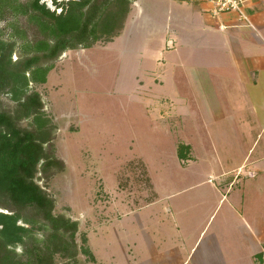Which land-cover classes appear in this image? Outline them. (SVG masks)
<instances>
[{
    "label": "rangeland",
    "instance_id": "1",
    "mask_svg": "<svg viewBox=\"0 0 264 264\" xmlns=\"http://www.w3.org/2000/svg\"><path fill=\"white\" fill-rule=\"evenodd\" d=\"M31 1L6 0V18L0 21L2 39L9 41L13 36L21 44V36L27 41L42 38L29 18V10L23 16L11 11L27 7ZM40 4L50 12L55 10L53 0ZM66 9L64 4L54 12L58 15ZM118 17L115 13L111 20L118 22ZM121 23L116 37L107 40L97 32L102 40L89 49L78 45L66 51L51 63L53 69L45 84L30 86L41 97L42 114L53 128L54 156L64 165L62 172L47 181L37 174L36 183L53 199L54 215L78 224L77 258L69 261L56 256L55 264H88L86 246L96 233L95 241L102 252L106 251L104 245L112 238L103 225L113 210L122 213L112 222L115 230L121 228L115 231L117 240L124 243L134 239L130 225L136 224V209L155 201L157 192L165 200L177 196L184 203L190 198L191 210H225L231 205L226 198L219 203L220 196L213 193L218 182H206L218 173L207 168L206 160L213 158L209 162L213 164L215 157L223 154L222 149L218 152L209 146L210 136L201 134L205 112L199 105L198 85L189 83L185 72L162 65L169 56H159L155 44L146 43L132 51L137 39L134 27L130 32V23ZM13 107L6 96L1 99L0 110L11 111ZM215 108L210 106V111L215 113ZM29 122L22 121L20 126L30 128ZM212 129L211 138L216 141V127ZM181 145L190 147L197 158L186 166L188 169H183L187 161L177 158ZM159 208L156 205L150 212ZM124 209L130 211L125 216ZM154 219L148 224L152 230L158 224ZM147 220L143 218L144 224ZM125 228L129 232L123 238Z\"/></svg>",
    "mask_w": 264,
    "mask_h": 264
},
{
    "label": "crops",
    "instance_id": "2",
    "mask_svg": "<svg viewBox=\"0 0 264 264\" xmlns=\"http://www.w3.org/2000/svg\"><path fill=\"white\" fill-rule=\"evenodd\" d=\"M125 1L122 20L137 37L132 51L155 44L159 56H169L162 65L185 72L188 82L198 85L205 112L201 134L223 154L213 164V158L206 160L207 168L218 170L206 182H218L210 191L220 196L219 203L226 198L231 205L191 210V199L180 202L177 190L167 200L157 192L155 201L136 209L131 241L117 240L115 231L121 228L115 230L112 222L122 213L111 211L103 228L112 241L102 252L93 234L87 263L264 264V0H245L247 22L233 12L212 16L208 0ZM188 153L183 169L197 160L190 147ZM156 205L158 211L150 212ZM123 211L124 216L130 212ZM145 217L150 221L144 224ZM152 217L158 222L153 230L148 225ZM125 232L129 229H122L123 238Z\"/></svg>",
    "mask_w": 264,
    "mask_h": 264
},
{
    "label": "trees",
    "instance_id": "3",
    "mask_svg": "<svg viewBox=\"0 0 264 264\" xmlns=\"http://www.w3.org/2000/svg\"><path fill=\"white\" fill-rule=\"evenodd\" d=\"M40 1L11 11L23 16L29 10L42 38L18 36L23 41L18 44L13 36L9 41L0 36V102L6 96L14 105L11 111L0 110V264H55L56 256L77 258V222L54 215L53 199L36 183L37 174L47 181L64 165L54 156L53 128L42 114L41 97L30 86L45 84L51 63L66 51L78 45L89 49L104 37H116L124 22L125 0L57 3L58 8L67 4L58 15ZM8 6L0 0V21ZM115 13L120 16L118 28L111 20ZM22 121H30V128H22ZM188 150L179 146L178 159L185 160Z\"/></svg>",
    "mask_w": 264,
    "mask_h": 264
},
{
    "label": "built area",
    "instance_id": "4",
    "mask_svg": "<svg viewBox=\"0 0 264 264\" xmlns=\"http://www.w3.org/2000/svg\"><path fill=\"white\" fill-rule=\"evenodd\" d=\"M71 0H53L55 4L68 2ZM210 4V14L212 16H217L223 13L233 12L239 15V18L244 22H247L246 17L242 13L243 7L245 5V0H208ZM52 6L55 7V10L59 9L54 4Z\"/></svg>",
    "mask_w": 264,
    "mask_h": 264
}]
</instances>
